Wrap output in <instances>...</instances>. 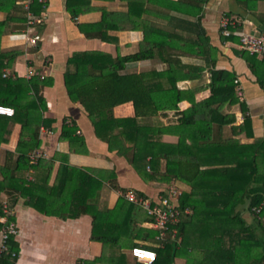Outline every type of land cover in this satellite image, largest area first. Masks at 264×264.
<instances>
[{
  "label": "trees",
  "instance_id": "obj_1",
  "mask_svg": "<svg viewBox=\"0 0 264 264\" xmlns=\"http://www.w3.org/2000/svg\"><path fill=\"white\" fill-rule=\"evenodd\" d=\"M125 1L126 12L105 10L100 23L87 26L96 32L87 35L104 38L103 33L111 29L140 31L143 39L139 52L116 58L99 51L74 53L65 73L67 92L87 112L97 137L109 144L110 151L124 156L139 172L147 166L153 168L145 177L166 184L161 193L167 195L175 181L187 184L190 190L182 192L178 204L182 210L191 211L170 226L163 239H159L160 231L155 229L143 236V242H132L130 250L140 246L155 251L157 258L152 264H264V222L259 219L264 217V139L250 145L234 138L215 139L214 124L231 125L233 114L212 109L211 118L207 119L203 109L204 105L228 102L230 106H239L243 114L248 111L237 94L236 74L216 69L218 49L211 45L203 25L209 0ZM14 3L16 0L13 7ZM67 9L76 18L93 7L90 1L67 0ZM22 10L24 18L20 21L26 25L27 13L23 7ZM8 22H0V104L14 108L15 114L0 115V153L1 144L9 140L14 125L20 124L21 132L16 152L5 151L4 161L0 160V194L13 200V204L18 196L26 198L29 205L46 215L75 219L91 214L92 238L105 246L117 244L119 237L95 235L99 214L94 213L89 200L91 190L103 183L91 170L64 166L69 181L48 187L54 161L41 158L36 165L30 161V154L41 148V128L52 129L54 123L44 117L46 101L41 88L48 84V79L3 76L4 69L12 67L16 57L1 50ZM228 29V35H224L222 28L221 33L227 39H237L231 24ZM242 55L264 89V58L260 60L245 50ZM185 58L191 59L185 62ZM147 60L155 62L154 66L162 63L166 68L153 67L140 73L125 71L128 63ZM206 72L210 73L211 96L200 105L196 103L195 90H181L178 84L203 78ZM186 99L193 108L180 111L179 103ZM128 102L133 103L135 116L116 118L114 108ZM162 118L167 119V125ZM250 123L247 116L243 126L232 129L244 130ZM77 130L75 124L64 122L61 139L67 140L73 151L87 152L85 140L77 135ZM164 135L178 136L179 141L163 143ZM162 159L166 160L164 172L160 171ZM41 168L47 169L45 177L36 174L30 180L29 172ZM55 201L60 204L58 208L51 206ZM122 201L120 198L119 206ZM240 205L246 206L244 210L251 212L256 221H246L238 210ZM4 214L0 204V218ZM9 220L14 218L10 216ZM3 227L0 221V231ZM174 229L178 233L175 238ZM14 238H9L10 251L0 257V264H17L19 248ZM132 258L128 261L124 254L118 261L144 264ZM100 260L84 264H97Z\"/></svg>",
  "mask_w": 264,
  "mask_h": 264
},
{
  "label": "crops",
  "instance_id": "obj_2",
  "mask_svg": "<svg viewBox=\"0 0 264 264\" xmlns=\"http://www.w3.org/2000/svg\"><path fill=\"white\" fill-rule=\"evenodd\" d=\"M83 1H90L93 9L81 13L76 18L69 13L67 0H46L45 8L35 3L32 7L33 12L45 16V20L31 30L33 34L41 36L37 45H31L27 41V36L32 34L26 32L27 26L20 21L24 18L20 0H16L14 7V0H0V22L9 21L1 40V50L16 54L13 66L4 69L3 76L22 77L26 80L33 77L48 79V84L41 88V95L46 101L44 117L52 119L54 123L52 129L41 128L42 145L35 150L46 154L42 159L54 161L48 187L68 180L67 172L62 168L64 166L91 170L92 175L103 183L100 188L95 187L91 190L89 200V204L94 207H92L94 213L99 214L95 235L101 238L119 237V241L117 244L105 246L103 242L93 239L94 218L91 214H82L75 219L46 215L29 205L26 198L18 196L14 204L13 200L8 199L18 229V234L14 238L19 248L17 264H84V261L96 258H101L97 264H125L118 261L124 254L128 261H132L130 244L143 242V236L155 229L150 225L146 212L137 204L128 201L125 194L134 192L138 197H144L152 202L164 196L161 192L165 190L166 184L145 177L153 168L147 166L139 172L124 156L119 155L117 151H110L109 144L97 137L87 112L68 95L65 73L68 70V60L74 53L99 51L110 54L113 58L128 56L139 52L143 39V33L140 31L113 29L103 33L104 38L88 36L87 32L92 35L96 31L87 26L100 23L105 10L126 12L128 3L125 0ZM248 1L250 2L209 0L203 14V25L211 39V45L218 49L216 69L236 74L237 89L241 87L243 92L240 99L248 108L247 113L243 114L239 106H230L228 102H224L212 107L204 105V113L207 119L211 118L212 109L233 114L231 125L222 127L214 124L213 136L219 140L234 138L243 145L258 143L264 139V89L243 57V50L238 41V33L245 32L246 27L253 33L264 32V0ZM225 16L232 18L231 27L237 39H227L224 35L229 33L224 35L221 33V22ZM9 17L16 20H8ZM258 58L261 60L263 57ZM189 59L191 58H185V62L190 61ZM192 62L196 60L192 59ZM154 65L155 62L150 60L128 63L125 71L140 73L150 71L153 67L160 70L166 68L162 63ZM209 82L210 73L206 72L203 78L181 81L178 86L181 90H195L196 103L203 105L211 96ZM179 108L184 112L193 106L191 101L186 99L179 103ZM114 115L116 118L134 117L133 103L116 106ZM247 116L250 117V125L248 124L244 130L233 131L234 126L240 128L244 125ZM162 120L167 125V119ZM64 122L75 124L78 128L77 135L85 140L87 152H75L67 140L61 139ZM20 132L21 125H14L9 140L1 144V162L4 161L5 151L16 152ZM178 141L179 137L175 135L162 137L163 143L177 144ZM78 148L83 149L84 146L78 145ZM165 170L166 160L162 159L160 171ZM46 171L47 169L43 168L39 171L32 170L28 174L29 179L33 180L36 174L43 179ZM171 187L181 192L190 190L182 181L173 182ZM139 193L142 195H138ZM120 198L124 201L119 206ZM51 206L58 208L60 204L55 201ZM245 207L240 205L238 208L242 217L248 222L256 221L251 212L244 210ZM259 219L264 222V217ZM1 242L0 232V244Z\"/></svg>",
  "mask_w": 264,
  "mask_h": 264
},
{
  "label": "built area",
  "instance_id": "obj_3",
  "mask_svg": "<svg viewBox=\"0 0 264 264\" xmlns=\"http://www.w3.org/2000/svg\"><path fill=\"white\" fill-rule=\"evenodd\" d=\"M35 3L41 4L44 8L46 7V0H20V5L24 8L27 13V29L26 32L31 36H27V41L31 45H37L41 36L39 34H33V30L36 26L42 24L45 20V16H36L32 10ZM232 24L231 19L224 17L221 22V28L224 34L229 33L228 26ZM239 43L242 50L249 52L252 55L264 58V32L261 33H238ZM7 76V74H5ZM239 98L243 97L241 87L237 89ZM15 114V109L9 106L0 104V115L12 117ZM45 153L35 151L30 154V161L36 165L39 159L44 158ZM182 192L176 188H170L167 195L161 196L157 201L152 202L144 197H138L134 192H127L125 197L128 201L133 202L140 206L147 214L150 219V225L160 231L159 239H163L166 231L170 230V226L175 225L179 222L180 218L186 214H190L189 209L182 210L179 207V199ZM0 204L4 209V215L0 218L1 223L4 224L3 229L0 231L2 235V242L0 244V257L9 252V246L7 244L11 236L18 234V229L15 221H10L9 217L12 216L10 203L7 197L0 194ZM177 230H172V236H177ZM133 257L144 264H152L157 258V253L151 249L143 248L140 246L134 247L131 251ZM16 256L15 253H12Z\"/></svg>",
  "mask_w": 264,
  "mask_h": 264
},
{
  "label": "rangeland",
  "instance_id": "obj_4",
  "mask_svg": "<svg viewBox=\"0 0 264 264\" xmlns=\"http://www.w3.org/2000/svg\"><path fill=\"white\" fill-rule=\"evenodd\" d=\"M245 29H246V31H245L246 33H252V31L249 30V28L246 27Z\"/></svg>",
  "mask_w": 264,
  "mask_h": 264
}]
</instances>
